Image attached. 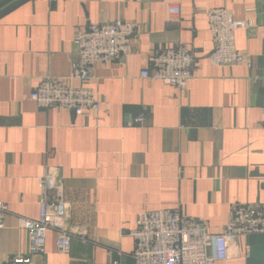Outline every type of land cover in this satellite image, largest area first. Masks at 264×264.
<instances>
[{
  "label": "crops",
  "instance_id": "crops-1",
  "mask_svg": "<svg viewBox=\"0 0 264 264\" xmlns=\"http://www.w3.org/2000/svg\"><path fill=\"white\" fill-rule=\"evenodd\" d=\"M215 7L250 21L234 32L250 67L209 61ZM116 18L134 24L131 51L92 67L98 109L38 106L30 94L42 77L69 81L77 32ZM177 44L194 56L184 89L139 75L158 48ZM47 168L61 185L65 228L86 234L61 254L49 230L32 264H135L128 232L142 211L175 210L214 232L233 205L264 206V0H2L0 264L27 250L19 218L38 216ZM263 254L264 234L241 236L216 264H262Z\"/></svg>",
  "mask_w": 264,
  "mask_h": 264
},
{
  "label": "built area",
  "instance_id": "built-area-1",
  "mask_svg": "<svg viewBox=\"0 0 264 264\" xmlns=\"http://www.w3.org/2000/svg\"><path fill=\"white\" fill-rule=\"evenodd\" d=\"M180 8L168 4V13L177 15ZM208 28L212 36V49L208 54L214 65L244 63L251 66L248 56L241 54L234 42L238 28L251 25L249 20L234 18L225 7L207 11ZM134 24L122 18L110 22L90 23L73 38L74 52L71 59L69 81L61 77L44 76L31 92L30 98L38 106H57L74 114L97 110L99 100L95 90L86 85L95 64L112 62L131 51ZM152 69H143L140 76L160 80L165 84L184 89L192 77L194 56L184 44L161 47L149 57ZM70 80H77L74 86ZM140 117L135 123L141 122ZM40 195L38 216L35 219L20 217L19 226L27 232L28 247L25 252L11 256L8 264H32L34 254L43 252L47 233L55 232V248L67 253L74 235L85 238L86 230L70 231L63 219L65 203L58 178L48 168L38 178ZM8 204L0 201V227L2 215ZM136 226L128 232L134 239L132 257L135 264H216L227 258L228 248L241 236L264 234V206L235 204L231 215L219 231H210L206 221L182 216L175 210L155 209L137 214ZM245 255H250L245 246ZM264 264V254L262 256Z\"/></svg>",
  "mask_w": 264,
  "mask_h": 264
},
{
  "label": "trees",
  "instance_id": "trees-1",
  "mask_svg": "<svg viewBox=\"0 0 264 264\" xmlns=\"http://www.w3.org/2000/svg\"><path fill=\"white\" fill-rule=\"evenodd\" d=\"M2 1V0H1ZM1 1H0V3H1ZM4 1H7V0H4ZM5 5V4H4Z\"/></svg>",
  "mask_w": 264,
  "mask_h": 264
}]
</instances>
